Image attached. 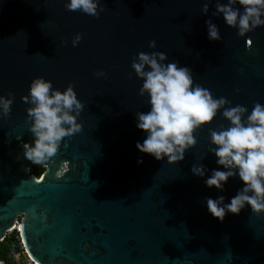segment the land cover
Masks as SVG:
<instances>
[{"label": "water", "instance_id": "water-1", "mask_svg": "<svg viewBox=\"0 0 264 264\" xmlns=\"http://www.w3.org/2000/svg\"><path fill=\"white\" fill-rule=\"evenodd\" d=\"M100 2L94 18L68 11L65 0H0V95H14L0 117V241L17 230L39 264H264V212L245 206L220 221L206 206L208 197L228 203L242 187L238 176L223 190L204 183L212 169L223 170L208 151L209 128L229 122L218 114L197 130L180 162L141 153L136 143L146 134L136 112L149 105L131 67L139 52H164L231 102L225 107L250 111L264 104V26L238 35L212 15L227 0ZM208 19L220 40L207 38ZM36 77L61 90L71 84L84 107L83 133L62 140L40 178L23 149L33 136L22 97ZM194 164L207 167L204 177L191 172Z\"/></svg>", "mask_w": 264, "mask_h": 264}, {"label": "clouds", "instance_id": "clouds-1", "mask_svg": "<svg viewBox=\"0 0 264 264\" xmlns=\"http://www.w3.org/2000/svg\"><path fill=\"white\" fill-rule=\"evenodd\" d=\"M64 7L98 18L101 2L65 0ZM208 11V3H204L202 13ZM221 14L226 25L235 27L238 35H244L264 26V0L217 2L212 15ZM205 24L207 38L220 40L218 26L211 19ZM81 38L80 33L75 34L72 45L75 47ZM149 47L155 48L156 41H150ZM166 61L167 54L159 51L139 52L133 57L131 67L142 79L139 95L146 97L149 105L148 111L136 112V127L146 134L142 143H136V148L157 160L180 162L186 151L197 144L194 133L220 114L229 124L219 129L209 128L208 151L215 155L216 164L223 170L212 169L204 183L209 188L223 190L230 177L238 176L242 187L228 203L224 202V196L206 198L207 210L220 221L228 212L239 214L245 206H250L256 214L264 212V104L255 102L250 111L239 104L225 107L231 102L224 97L215 98L209 89L196 84L189 67ZM97 79L106 76L97 74ZM13 100L12 93L0 95V117L9 115ZM22 100L30 105L27 118L33 140L24 142L23 149L24 157L32 163L50 160L65 137L83 133L78 121L84 107L71 84L61 90L53 88L50 80L36 77ZM137 163H143L142 158ZM191 172L204 177L208 169L204 164H194Z\"/></svg>", "mask_w": 264, "mask_h": 264}, {"label": "trees", "instance_id": "trees-1", "mask_svg": "<svg viewBox=\"0 0 264 264\" xmlns=\"http://www.w3.org/2000/svg\"><path fill=\"white\" fill-rule=\"evenodd\" d=\"M38 175L40 171H33ZM18 231H14L11 235L6 236L3 241H0V264H14L12 260V252L19 248Z\"/></svg>", "mask_w": 264, "mask_h": 264}, {"label": "built area", "instance_id": "built-area-1", "mask_svg": "<svg viewBox=\"0 0 264 264\" xmlns=\"http://www.w3.org/2000/svg\"><path fill=\"white\" fill-rule=\"evenodd\" d=\"M13 232H14V229L12 231H10L7 234V236L8 235H11ZM17 239L19 240V248L16 249V250H13V252H12V260H13L14 264H39L36 260H34L28 254V252L24 248V245L22 243V240L20 238V235L17 236Z\"/></svg>", "mask_w": 264, "mask_h": 264}, {"label": "flooded vegetation", "instance_id": "flooded-vegetation-1", "mask_svg": "<svg viewBox=\"0 0 264 264\" xmlns=\"http://www.w3.org/2000/svg\"><path fill=\"white\" fill-rule=\"evenodd\" d=\"M46 170V166L44 164H35L32 163L30 165L29 171L34 174L37 178H40L43 172ZM33 171H40L39 175L36 172Z\"/></svg>", "mask_w": 264, "mask_h": 264}]
</instances>
